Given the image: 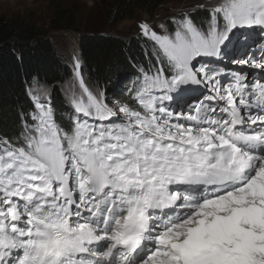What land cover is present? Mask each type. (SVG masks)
Returning a JSON list of instances; mask_svg holds the SVG:
<instances>
[{
	"label": "snow or ice",
	"instance_id": "obj_1",
	"mask_svg": "<svg viewBox=\"0 0 264 264\" xmlns=\"http://www.w3.org/2000/svg\"><path fill=\"white\" fill-rule=\"evenodd\" d=\"M197 8L206 24H139L156 63L135 106L76 57L67 126L28 85L33 110L0 138V264H264V0Z\"/></svg>",
	"mask_w": 264,
	"mask_h": 264
},
{
	"label": "trees",
	"instance_id": "obj_2",
	"mask_svg": "<svg viewBox=\"0 0 264 264\" xmlns=\"http://www.w3.org/2000/svg\"><path fill=\"white\" fill-rule=\"evenodd\" d=\"M163 1L112 0L102 3L100 10L115 22L130 19L136 12L149 15ZM48 7L49 29L79 32L82 71L88 85L100 87L105 93L114 91L121 82L125 91L116 99L133 104L129 92L135 86L133 78L141 74V69L147 71L156 63L148 54L152 44L144 38L125 41L105 33L81 31L79 6L73 1L49 0ZM192 19L197 25L206 24L207 13L198 10ZM37 21L33 14L8 16L0 12V138L13 139L20 134L21 114L33 110L26 94V88L33 82L36 87L49 88L58 122L67 126L72 111L68 110L60 88L71 75L70 67L62 61L54 42Z\"/></svg>",
	"mask_w": 264,
	"mask_h": 264
},
{
	"label": "rangeland",
	"instance_id": "obj_3",
	"mask_svg": "<svg viewBox=\"0 0 264 264\" xmlns=\"http://www.w3.org/2000/svg\"><path fill=\"white\" fill-rule=\"evenodd\" d=\"M65 3L75 2L79 6V18L81 23V31H93L97 33H105L113 35L119 39L129 41L132 38H144L140 35L139 24L141 22H147L151 25L153 30L161 33V29L158 27L159 24L164 22H169V29L172 28L170 19L175 16H179L183 12H190L196 9L193 14H198L197 5L207 2V0H165L160 3L156 9L149 15H145L140 12H136L134 16L130 19H122L119 21H111L107 19L105 15L100 10V5L102 3H109L112 0H62ZM49 0H0V12L5 15H20L29 16L33 14L36 18L37 23L47 31L48 36L54 42L58 53L63 62L69 65L71 75L61 83L60 88L65 87L67 84L71 83L74 76V56L73 51L75 50L74 45H78L79 51V32L74 30H51L48 25V7ZM208 16V14H207ZM146 39V38H144ZM77 41V43H76ZM149 41V40H148ZM152 44L151 41H149ZM243 50L236 55H241ZM219 67L225 65V67H230L236 69L239 67L236 64L229 62V57H226ZM81 60V59H80ZM236 65V68L234 66ZM224 67V66H223ZM39 86L37 88H40ZM96 88L97 86H90ZM43 88L49 90L43 86ZM99 89H101L99 87ZM102 90V89H101ZM105 92L109 102L112 100H118L121 93L125 91V86L120 82L116 85L114 91ZM61 94L63 95L62 91ZM64 98V96H63ZM121 101V100H120ZM68 110H71L68 107Z\"/></svg>",
	"mask_w": 264,
	"mask_h": 264
},
{
	"label": "bare ground",
	"instance_id": "obj_4",
	"mask_svg": "<svg viewBox=\"0 0 264 264\" xmlns=\"http://www.w3.org/2000/svg\"><path fill=\"white\" fill-rule=\"evenodd\" d=\"M77 43V41H76ZM75 46V50L72 52L73 53V56L80 59L79 58V53H78V45H74Z\"/></svg>",
	"mask_w": 264,
	"mask_h": 264
},
{
	"label": "water",
	"instance_id": "obj_5",
	"mask_svg": "<svg viewBox=\"0 0 264 264\" xmlns=\"http://www.w3.org/2000/svg\"><path fill=\"white\" fill-rule=\"evenodd\" d=\"M80 35V34H79ZM79 44V43H78ZM79 58H80V53H79Z\"/></svg>",
	"mask_w": 264,
	"mask_h": 264
}]
</instances>
